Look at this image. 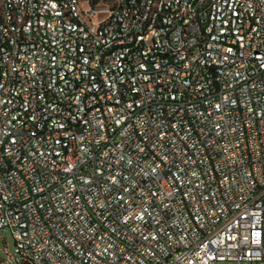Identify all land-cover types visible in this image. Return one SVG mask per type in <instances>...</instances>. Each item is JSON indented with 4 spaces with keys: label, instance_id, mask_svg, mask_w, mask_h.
<instances>
[{
    "label": "built area",
    "instance_id": "obj_1",
    "mask_svg": "<svg viewBox=\"0 0 264 264\" xmlns=\"http://www.w3.org/2000/svg\"><path fill=\"white\" fill-rule=\"evenodd\" d=\"M0 230L24 264H264V0H0Z\"/></svg>",
    "mask_w": 264,
    "mask_h": 264
},
{
    "label": "rangeland",
    "instance_id": "obj_2",
    "mask_svg": "<svg viewBox=\"0 0 264 264\" xmlns=\"http://www.w3.org/2000/svg\"><path fill=\"white\" fill-rule=\"evenodd\" d=\"M94 1V0H93ZM96 4L104 7H112L114 0H96ZM18 258L17 249L11 234L6 230H0V264H24Z\"/></svg>",
    "mask_w": 264,
    "mask_h": 264
},
{
    "label": "trees",
    "instance_id": "obj_3",
    "mask_svg": "<svg viewBox=\"0 0 264 264\" xmlns=\"http://www.w3.org/2000/svg\"><path fill=\"white\" fill-rule=\"evenodd\" d=\"M93 2H96V0H94Z\"/></svg>",
    "mask_w": 264,
    "mask_h": 264
},
{
    "label": "snow or ice",
    "instance_id": "obj_4",
    "mask_svg": "<svg viewBox=\"0 0 264 264\" xmlns=\"http://www.w3.org/2000/svg\"><path fill=\"white\" fill-rule=\"evenodd\" d=\"M257 235H259V234H257Z\"/></svg>",
    "mask_w": 264,
    "mask_h": 264
}]
</instances>
